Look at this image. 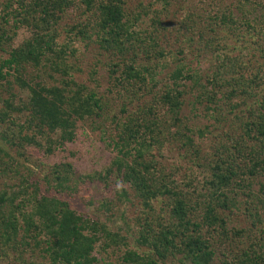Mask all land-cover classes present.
I'll use <instances>...</instances> for the list:
<instances>
[{"label": "trees", "instance_id": "trees-1", "mask_svg": "<svg viewBox=\"0 0 264 264\" xmlns=\"http://www.w3.org/2000/svg\"><path fill=\"white\" fill-rule=\"evenodd\" d=\"M158 1L161 6L151 9L153 3L143 0L135 8L130 7L131 0H81L86 6L84 14L89 15L86 21H71L69 26L66 17L77 0H15L0 8V264H264V226L259 228L262 242L257 235L260 239L255 243L236 249L237 239L231 240L226 213L237 206L236 194L230 197L229 192L235 188L245 192L252 186L251 179L264 173V96L237 115L243 110L234 99L253 95V86L241 77H227L226 63L222 69L205 73L191 67L185 56L186 49L196 56L214 54L220 29L252 26L249 5L257 10L264 2L237 0L204 24L195 19L191 5L185 9L183 22L177 13L172 21L170 12L179 0ZM260 15L264 20V11ZM145 17L152 30L143 36L136 26ZM22 27L29 28L32 35L15 46ZM61 29L70 42H58ZM164 31L175 38L182 36L187 47L176 53L160 48ZM78 37L93 41L106 57L110 69L107 94L86 91L87 87L73 90L75 84L66 79L72 70L67 56L75 52L71 43ZM172 62L175 67L167 70ZM29 67L58 73V83H47ZM158 68L167 70L168 81L156 92L152 87L164 81L158 79ZM134 84L146 88L145 94L152 89L154 95L134 115L117 119L113 139L117 154L106 173L98 175L103 182L115 179L124 187L114 197L98 198L96 212L79 210L68 197L69 188L83 191L88 182H96L95 175H75L72 164L65 163L53 165L51 173L40 178L30 168L29 149L46 147L48 153H54L56 147L74 139L78 120L108 114L109 96ZM16 85L27 91L25 98L15 91ZM192 95L190 103L205 105L215 118L213 112L226 107L240 120L239 128L234 123L240 131L234 130L228 143L216 148L210 163L212 178L207 181L209 198L203 202L201 214L194 205L199 203L187 197L174 168L166 165V127L155 117L160 105L171 113L173 122L167 132L182 137L169 142L179 141L180 150L198 157L196 139L187 134L191 130L180 113L187 96ZM57 133L59 137L53 139ZM42 137H47L48 144L39 139ZM72 181L75 184L70 187ZM260 186L264 190V183ZM112 201L129 202L137 208L135 231L130 226L126 231L112 228L116 212ZM254 217H259L257 212ZM257 222L263 223H253ZM131 236L135 246H131ZM229 240L231 246L221 250L219 245ZM108 249L120 252L116 263H101L97 250ZM37 250L43 252V261L36 258Z\"/></svg>", "mask_w": 264, "mask_h": 264}, {"label": "rangeland", "instance_id": "rangeland-1", "mask_svg": "<svg viewBox=\"0 0 264 264\" xmlns=\"http://www.w3.org/2000/svg\"><path fill=\"white\" fill-rule=\"evenodd\" d=\"M139 1L140 0H131L130 7L135 8ZM143 1L145 4L152 2L153 5L151 9L161 6V2L158 0ZM261 1L264 2V0ZM8 2L15 4V0H0V8ZM236 2L237 0H179V3L173 6L170 15L172 21H175L177 13L178 19H180V22H183L185 9L187 5H191L194 7L193 13L195 19L200 23L206 24L210 20V16L215 12L219 10L226 12L228 8L232 7ZM76 3L77 5L70 10L69 15L66 17L68 26L71 21L75 22V20L78 19L86 21L89 15V13L84 14L86 6L81 3V0H77ZM251 5H249V7L252 11L248 15V21L252 26L248 27L243 25L232 31L223 30V28L220 29L221 31H219L218 38L215 41L216 44L214 49L216 50L214 54L203 52L198 54L199 56H196L197 53L190 49L185 50V56L189 59L191 67L203 69L206 73L207 70L210 71L212 68L214 70H218V67L222 69V66L226 63L224 71L228 73L227 77H241L242 80H246L253 86V95H248V98L244 97L246 96L244 95L234 99L235 102L240 104L239 110H243L236 112L239 116L247 112V106L250 105L252 101H256L258 98L264 96V20L260 15L262 11H264V7H259L256 10L253 9ZM183 7H185L184 11L181 10ZM234 13L240 18L241 13L237 8H234ZM149 18L151 17L149 16ZM149 18L145 17L140 24L136 26L137 30L143 36L146 35L144 32L152 30ZM65 31L61 29V34L58 38L60 44L70 42V36ZM161 33L166 37L163 36L160 39V48L176 53L177 49H181V47L185 45V42H182V36H179V38H177V36L175 38L174 36L172 37L171 33L168 31ZM31 35L32 32L29 28L22 27L18 31V36L15 39V46ZM71 36H73V34ZM71 45H73L75 52L68 53L67 63L72 66V70H70V73L65 77L75 84L72 85V89L76 90L87 87L86 91L94 89L99 91V93L107 94V89L110 88V69L109 66L106 65V57L99 49V46L93 41L90 42L88 39H81V37L74 38ZM184 47H187V45ZM157 49H159V47ZM174 67L175 63L172 62L167 70ZM29 70H31L35 76L39 74L47 83H58L59 74L50 69L46 72L45 69L29 67ZM158 70L161 71L158 75V79H164V81H161L157 88L152 87L156 92L168 81L165 75L167 70L164 71L161 68H158ZM252 81H257L258 84ZM138 85L134 84L129 86L128 90H126L125 87L123 89L120 88L118 92L111 94L106 105L109 113L105 114L103 117L78 120L74 139L65 141V143L56 147L54 153H48L45 150L46 147L39 148L31 146L29 149L31 154L30 160H32L29 164L30 168L32 170L35 169L36 175L40 178L50 174L53 165L65 163L72 164L75 175H95L96 182H88L86 186H84L85 190L82 191L76 188H69L71 194L68 195V197L71 198V201L75 203L79 210L85 212L97 210L99 204L98 198H105L110 195L114 197L117 189L121 190L124 187L122 182L118 183L115 179V182L114 180H111L109 183H107L108 181L103 182L98 175L106 173V170L110 167L112 160L117 154L113 142L114 135L116 134L117 119L136 113L143 105L150 104L149 98H152L154 95L152 89L149 94H145L144 90H146V88L139 87ZM14 88L16 92L20 95H24V98L26 97L27 91L20 89L17 85ZM7 96L8 93H5V97ZM193 99V95L190 97L187 96V101L184 102L183 109L180 113L183 123L191 130L190 132L187 131V134L196 139L195 144L200 150L201 154L199 153L196 158L189 152L185 153L182 150L183 148L180 150L179 141L174 140L171 143L169 142L170 138L182 137L180 134H177L175 137L167 132L168 127L171 126L173 122V120L169 119H172L171 117L173 115L163 110V107L160 105L159 108L155 110V117H157V121H162L163 126L166 127L164 137L165 142L169 143L163 148V150L169 151L165 153L168 154L165 157V161L167 162L166 165L174 168L179 187L183 189V192L188 198L199 203L198 205H194L195 208L201 211V214L203 213L201 208L202 205H204L203 202L208 201L207 199L209 198V185L207 181L212 178L210 163H213L211 161L215 158L214 154L216 148L221 143H228L229 137L236 133L233 131L238 130L240 120L234 116V113H230L229 108L226 107L223 108L222 111L215 110V112H213L217 117L215 118L210 112L206 111L205 105H192L190 102L193 101ZM122 106L125 107V111H123ZM24 118L25 116L22 115L21 119L23 120ZM234 123L238 128L234 127ZM199 131H203V134L200 135L201 133H199ZM239 131L240 129L238 132ZM57 137H59V133L52 136L53 139ZM42 138L39 139L43 141V143H47L45 142L47 141V137ZM47 144L44 146H47ZM44 182V179H42L43 188L47 189L48 185H45ZM251 182L252 186L250 188H245V192H241V190L235 188L233 190L234 192H229L228 194L230 197L236 194L237 198V206L226 211L228 216V231L230 232L229 235L231 240H238H236V249H242L250 245V242L255 243L256 240L260 238V242L263 241L259 228L264 226V190H261L260 186L261 183H264V173L253 177ZM73 184L75 183L72 181L70 187H73ZM118 186L119 188H117ZM237 191L239 194H237ZM86 197H88V199ZM112 204H114L113 206L116 209L113 222L111 223L112 228L116 229L122 227V229L126 231L130 229L128 227L130 226L133 228L132 232L135 231L134 216L136 215L137 208L134 207V205H130L129 202L118 204L116 201H112ZM163 205L165 206L164 203ZM168 212L169 208H167V213ZM256 212L259 215L258 218L254 217ZM101 213L103 212L101 211ZM254 220L262 221L263 223L260 224L257 222L254 224ZM257 235L260 236V238H257ZM131 238V246H135L134 236H131ZM231 240L225 242L223 246L219 245L220 249L224 250L225 245L230 247L232 243ZM35 253L37 255L36 258L43 261V252L40 254V251L37 250ZM97 255L101 259V263H105L106 261L116 263L119 259L120 252L111 249L106 251L97 250Z\"/></svg>", "mask_w": 264, "mask_h": 264}]
</instances>
